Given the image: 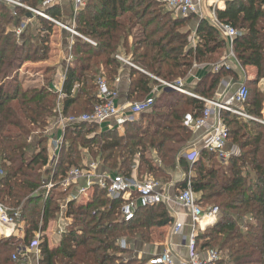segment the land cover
Wrapping results in <instances>:
<instances>
[{
  "label": "trees",
  "instance_id": "1",
  "mask_svg": "<svg viewBox=\"0 0 264 264\" xmlns=\"http://www.w3.org/2000/svg\"><path fill=\"white\" fill-rule=\"evenodd\" d=\"M41 1L25 3L38 8ZM263 8L264 0H228L225 10L216 11L220 23L241 32L233 42L239 65L257 72L255 82L243 83L248 92L243 110L257 118H261L264 99L256 87V82L264 79ZM61 11L63 7H54L47 12L61 21ZM27 14L18 9L13 15L0 3V204L10 216L17 212L24 224L22 238L12 235L0 239V264H14L11 255L16 248L30 245L35 233L44 231L56 217L60 200L67 196L59 183L70 169L86 168L84 154L89 161L98 162L103 172L126 177L133 175L139 163L136 177L140 181L165 178L168 171L176 169L190 173L192 190L201 205L219 210L216 222L197 232L196 247L218 250L227 264H264V126L222 112L229 130L228 148L237 151L231 150L227 162L201 151L189 164L181 156L192 138L184 120L186 116L200 117L204 103L176 92H161L152 107L127 124L120 135L117 130L99 132L96 125L68 127L57 160L50 167L44 132L58 102V95L49 87L56 69L46 68L44 86L28 88L22 86L19 71L26 63L47 60L54 26L36 18V28L30 23L23 27ZM171 15L154 0H88L72 20L75 30L95 45L73 38L72 61L65 67L62 85L63 115L91 111L98 102L96 77H104L114 87L123 67L115 58L120 50L146 71L144 74L128 67L126 99L132 102L146 99L157 85L149 75L172 83L186 77L194 64L219 59L225 52L226 41L206 20L198 24L197 43L193 45L191 32L185 30L193 16ZM12 27L22 28L20 37ZM136 31L140 37L135 38ZM228 75L237 78L225 71L209 73L191 92L211 99L221 79ZM37 131L36 139L29 141ZM186 182L187 176L176 189L183 190ZM48 183L53 185L50 190L45 189ZM121 202L110 200L98 187L85 205L72 202V224L57 248L51 249L46 240L41 243L39 264H148L133 258L131 251L116 241L129 238L149 243L151 229L170 226L173 218L164 204H159L138 209L133 220L121 222ZM124 255L127 257L121 259Z\"/></svg>",
  "mask_w": 264,
  "mask_h": 264
},
{
  "label": "built area",
  "instance_id": "2",
  "mask_svg": "<svg viewBox=\"0 0 264 264\" xmlns=\"http://www.w3.org/2000/svg\"><path fill=\"white\" fill-rule=\"evenodd\" d=\"M168 11L177 15L186 17L189 15L202 17L203 6L208 4L212 8L213 25L223 35L228 47L227 54L218 64L214 71L217 72L222 68L229 69L228 61L234 59L233 42L236 37L241 35L240 31L235 30L229 25L220 23L216 18L217 6L228 0H155ZM88 0H42L38 8L29 7L25 0H0L13 15H16L18 9L26 11L32 15L33 19L41 18L59 26L62 30L68 32L72 38L77 37L91 45H95L93 41L82 36L75 30L74 25H68L52 17L47 11L54 7H62L65 4L72 8V17L81 11L87 4ZM31 19L24 18V24L27 25ZM23 24V26H24ZM22 29L14 30L15 34H20ZM70 44L64 54L65 67L70 65L72 57L70 55ZM115 58L123 65L138 69L130 63L124 56L116 55ZM66 69V68H65ZM150 76V75H149ZM153 78L152 76H150ZM65 76L63 77V81ZM154 80L161 83L159 80ZM118 81V78L115 82ZM97 87L98 102L88 113L79 115L64 116L62 113L61 100L63 99L62 87L50 84L51 91L58 95V102L55 107V116L45 129V136L48 144V162L49 166L55 164L63 144V135L65 130L74 125L86 124L96 125L104 130H117L123 132L127 124L133 123L139 119L142 113L148 111L154 102V98L163 90L158 86L153 87L150 95L143 101H120L118 90L111 87L104 77H100L95 82ZM166 88L172 89L187 96L194 97L204 103L202 115L197 118L186 116L184 120L185 126L191 131L192 138L187 148L182 152V157L189 164L194 163L201 151L216 154L218 161L227 162L232 152L228 148L229 130L221 118V113L226 112L232 116L243 118L246 120L263 123L258 119L248 116L243 105L247 100L248 92L243 84H240L235 92H233L226 100L205 99L200 96L188 93L184 89H180L182 84L163 83ZM77 88V85L75 86ZM32 138H28L30 141ZM2 171L0 170V177ZM52 184L46 185L47 190L52 188ZM59 187L67 196L59 202V212L56 217L50 220L44 231L35 233L30 245H20L11 255L14 264H28L25 261L32 253L35 254L36 264L40 261V245L46 240L48 242V234L56 238V246L58 247L61 238L66 234L68 227L73 222L72 215L69 214V206L72 202L78 205H85L90 201L94 187L106 192L107 198L112 201L121 200L118 208V220L121 222H130L133 220L138 209L154 207L159 204H169L172 201L177 202L188 211L190 217L189 233L184 241V245L188 251L186 258L179 259L174 256L171 248L165 249L164 252L154 258L151 264H227L223 255L216 249L199 250L196 247V234L205 228L212 226L218 219L219 210L217 207H204L199 202L198 196L193 192L190 177L187 178L186 186L183 190H177V194L170 193L175 189L174 184L163 185L154 179L138 180L134 175L126 177L120 174H109L102 171L98 162H90L86 168H72L66 176L60 181ZM173 192V191H172ZM24 225L19 222V214L16 212L10 216L7 210L0 204V230L6 231V238L12 236L14 232L21 229ZM204 225V226H203ZM22 227V226H21ZM183 227L181 222L174 223V232H178ZM117 245L125 248L124 241L118 239Z\"/></svg>",
  "mask_w": 264,
  "mask_h": 264
},
{
  "label": "crops",
  "instance_id": "3",
  "mask_svg": "<svg viewBox=\"0 0 264 264\" xmlns=\"http://www.w3.org/2000/svg\"><path fill=\"white\" fill-rule=\"evenodd\" d=\"M63 7V11H61V21L64 22L65 19H70L72 17V8L65 4ZM226 7V2L223 4H219L217 6V11H223L225 10ZM264 9V8H263ZM212 8L208 4H204L203 6V14L202 17L199 16H193L192 20L188 24V26L185 28V30L190 31L189 35V40L190 42L195 45L197 43V38L195 35V31L197 29L198 24L202 20H206L210 25H213V18H212ZM175 14V13H172ZM28 15V14H27ZM26 15V16H27ZM192 16V15H190ZM179 17V16H177ZM31 21L29 23H32L35 19L30 18ZM39 22V21H38ZM28 23V24H29ZM24 24V23H23ZM24 26H26L24 24ZM23 26V27H24ZM18 29V28H17ZM11 30L14 32L16 28L12 27ZM219 32V30L217 29ZM58 32V43L62 47L60 50V53L58 55V67L57 70L55 71V85H59V87H62L63 85V77L65 76V64H64V54L67 51V48L70 44L73 42V38L70 34H66L63 31L58 30L57 27L54 26L53 28V34ZM53 34L52 37L53 38ZM221 38L224 39L223 35L219 32ZM61 35V36H60ZM38 39V37H37ZM228 47L226 45L225 52L222 53V55L219 57L221 58L219 62H221L224 57L227 54ZM63 51V52H61ZM229 69L222 68L220 71H225L228 73H232L233 75H236L237 78H233L232 76H226L223 77L220 81V83L217 86V89L215 91V94L212 100H226L233 92H235L240 84H243L245 81L251 82L256 80L257 77V72L254 68H242L236 57L234 59H230L228 61ZM127 67V66H126ZM126 67H121L119 70V76H118V81L114 82L113 86L115 89L118 90L119 93V100L120 101H128L126 99V91L128 88V75H127V69ZM211 65H207L206 63H200V64H195L191 70L187 73L186 77H184V86L186 88H189V91L193 89V87L198 84L200 80H202L206 75L209 73L215 74L214 71H212ZM256 87L261 94V97H264V79H260L258 82H256ZM192 93V92H191ZM206 99V98H205ZM262 109H261V118L263 123L256 122L260 125L264 126V99L262 103ZM140 118V116H139ZM107 131V130H104ZM122 133V132H121ZM231 150L234 151V153L237 151L234 148L231 147ZM190 177L187 176V178ZM170 193L172 194V190H170ZM167 206V209L169 212L170 217L173 218V224L167 227L163 228H152L151 232L153 230H159V234L152 236V233L150 235V242L149 243H142L139 242L138 240H133L130 242L129 246L127 249L131 251V255L133 258H137L138 260H144L148 261V264H151L150 262L154 259L157 258V256L161 255L165 249L171 248L174 256H176L179 259L186 258L188 255V251L184 245V241L189 233V223H190V217L188 214V211L183 208L180 204H178L175 201H172L169 204H164ZM175 222H181L183 224V227L178 231L174 232V223ZM22 226V227H21ZM19 230L14 232L12 235L17 236L18 238L23 237V225H21ZM172 226V227H171ZM204 226V225H203ZM171 227V229H170ZM0 237L1 238H6L4 236V233L0 230ZM160 238V241L157 239ZM48 242H49V247L52 248H57L56 246V238L52 237L50 234H48ZM157 241H159V244H157ZM154 242V243H153ZM162 250V251H161ZM35 254H31L25 261L28 262V264H36V259H35Z\"/></svg>",
  "mask_w": 264,
  "mask_h": 264
},
{
  "label": "rangeland",
  "instance_id": "4",
  "mask_svg": "<svg viewBox=\"0 0 264 264\" xmlns=\"http://www.w3.org/2000/svg\"><path fill=\"white\" fill-rule=\"evenodd\" d=\"M155 1V0H154ZM172 17H177V16H180V15H177V14H172L171 15ZM64 22H66V24H68L69 26L70 25H74V22H73V20H72V17L70 18V19H65V21ZM37 24H38V20L37 19H35L32 23H30V25H32V28H36V26H37ZM55 27H57L58 28V30L60 31V33H61V31H63L64 33H66L67 35L69 34L68 32H66V31H64V30H62V28H60L59 26H55ZM22 29V28H21ZM34 30V29H33ZM21 33H22V31L20 32V34H16V36L17 37H20L21 36ZM35 34V33H34ZM52 34H53V32H52ZM52 34H51V37H52ZM58 32H56V33H54L53 34V38H51L50 40H49V42H48V47H49V55H48V58H47V60L46 61H43V62H36V63H26V64H24L22 67H21V69H20V71H19V76H20V78L22 79V81H21V84H22V86H24L25 88L27 87H41V86H44L45 85V76H46V73H45V70H46V68L47 67H54L56 70H57V67H58V55H59V53H60V50H61V48L62 47H60L61 45L60 44H57L58 43ZM133 35L135 36V38L136 37H140L141 36V34L139 33V31L137 32H134L133 33ZM61 36V35H60ZM133 36V37H134ZM37 38V37H36ZM61 52H63V51H61ZM125 52L123 51V50H120L119 52H118V54L117 55H121V56H124V58L125 59H127L128 61H130L127 57H125ZM216 57H213V59H211V60H207V61H205V62H202V63H206L207 65H211V69H212V71H214V69H215V67L218 65V64H220V59L221 58H219L218 59V57L215 59ZM218 59V60H217ZM215 60V61H214ZM130 63H132L133 65H135V67H137L138 69H140V70H142V71H144L142 68H141V66L140 65H137V64H135V63H133V62H131L130 61ZM195 65V64H194ZM193 65V66H194ZM123 67H126L125 65H123ZM126 68H128V67H126ZM55 70V71H56ZM128 70V69H127ZM211 71V72H212ZM220 71V70H219ZM219 71H217V72H215L214 71V73H218ZM144 72H146V71H144ZM150 76H152V75H150ZM153 78H155V79H157L156 77H154V76H152ZM98 78H100V77H96L95 78V82H96V80L98 79ZM152 78V79H153ZM183 79L184 78H180V79H177V80H175L174 82H172V83H175V82H178L179 81V83H181L182 84V87L180 88V89H186L187 91H188V93H190V94H192L190 91H189V88H186V86H184L185 84H184V81H183ZM157 80H159L161 83H159L158 81H156L157 82V85L156 86H158V88L159 89H161V90H163V93H169V92H176V93H179V92H177V91H174V90H172V89H169V88H166L164 85H163V83H171V82H167V81H164V80H161V79H157ZM55 81V78H54V80L52 81V82H54ZM52 82H50V83H52ZM155 87V86H154ZM179 94H181V95H184V94H182V93H179ZM263 103V102H262ZM245 113H246V111H244ZM247 114V113H246ZM248 116H250L249 114H247ZM251 117H253L254 119H258V120H260V121H262V119H260V118H257V117H254V116H251ZM50 123V122H49ZM99 132H104V128H100V130H98ZM38 133V131L37 132H34L33 133V135L31 136V138L33 139L34 138V140L36 139L35 137H36V135H38L37 134ZM120 134H122L121 132H118V135H120ZM35 135V136H34ZM185 148H187V146H185L182 150H181V153L182 152H184V149ZM84 156H85V158L83 159V161H82V163H85V164H89L90 162H92V161H89V159L87 158V156L84 154ZM181 156H182V154H181ZM88 159V160H87ZM152 163H153V161H152ZM138 165H139V163H136L135 164V167H134V170H133V175L136 177V175L137 176H139V174L137 173V167H138ZM190 175V173H188V174H186L183 170H181V169H176L175 171H172V172H170V171H168L167 172V174H166V177L165 178H163V177H152V176H150V177H152V179H154V180H156V181H159L161 184H163V185H168V184H174L175 185V189L174 190H172L173 191V193L176 195L177 194V189H176V184L178 183V182H180L181 180H184L185 178H186V176H189ZM136 179H138L137 177H136ZM151 179V178H150ZM45 189H47V188H45ZM166 208H167V206L166 205H164ZM211 207V206H210ZM163 209H164V207H162ZM168 210V209H167ZM168 212H170V211H168ZM172 227V226H171ZM171 227H170V229H171ZM159 230L157 229H155V230H153L151 233H152V236L154 237V235H157V234H159V232H158ZM154 234V235H153ZM123 241H124V244H125V249H127V247L129 246V244H130V242H132L133 240H130L129 238H121ZM157 239L160 241V238H158L157 237ZM159 241H157V244H159ZM154 243V242H153ZM162 251V250H161ZM122 257V256H121ZM127 257V255H124L121 259H123V258H126Z\"/></svg>",
  "mask_w": 264,
  "mask_h": 264
},
{
  "label": "water",
  "instance_id": "5",
  "mask_svg": "<svg viewBox=\"0 0 264 264\" xmlns=\"http://www.w3.org/2000/svg\"><path fill=\"white\" fill-rule=\"evenodd\" d=\"M26 18H28V19H30V18H32V15L31 14H28L27 16H26ZM141 73H143V72H141ZM2 235H0V237H1Z\"/></svg>",
  "mask_w": 264,
  "mask_h": 264
},
{
  "label": "bare ground",
  "instance_id": "6",
  "mask_svg": "<svg viewBox=\"0 0 264 264\" xmlns=\"http://www.w3.org/2000/svg\"><path fill=\"white\" fill-rule=\"evenodd\" d=\"M2 233H6V231H2Z\"/></svg>",
  "mask_w": 264,
  "mask_h": 264
}]
</instances>
